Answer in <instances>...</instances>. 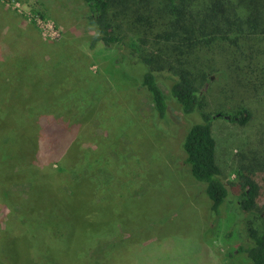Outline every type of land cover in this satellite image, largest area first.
<instances>
[{
    "label": "rangeland",
    "instance_id": "rangeland-1",
    "mask_svg": "<svg viewBox=\"0 0 264 264\" xmlns=\"http://www.w3.org/2000/svg\"><path fill=\"white\" fill-rule=\"evenodd\" d=\"M151 3L155 14H161L160 4H166ZM88 13L83 0H0V22L17 18L48 59L42 75L13 102V109L20 110L18 123L31 127L40 117L52 115L67 125L54 152L37 151L35 161L55 172L46 176L42 187L32 176L25 146L9 154L1 148L0 173L10 171L14 176L7 178L16 180L5 188L0 184V231L16 235L15 243L25 245L23 264H31L30 254L41 253L47 264H92L90 257L94 264H252L243 253L234 257L230 253L247 239L248 226L264 229V208L237 216L239 202L233 190L219 209V219L213 218L203 184L188 165L182 172L178 168L177 161L186 155L180 141L193 121L207 117L184 114L161 82L178 132L170 139L155 131L150 95L139 86L143 66H133L131 73V65L117 63L124 46L84 48L88 37L96 35L85 21ZM134 30H129L126 41L144 37L141 28ZM222 44L203 54L210 65L207 110L235 113L244 101L257 105L253 101L264 94V72L238 63L234 53L219 48ZM0 46L4 58L7 44ZM29 105L33 108L27 109ZM258 129L254 124L234 126L225 116L211 120L225 181L238 176L241 154L250 165ZM4 132L10 130L0 127ZM28 181L33 183L32 192ZM37 194L42 199L34 202ZM43 229L73 232L72 245L61 247V254L38 247L33 230ZM4 251L0 242V264H10ZM56 253L61 262L59 257L53 260Z\"/></svg>",
    "mask_w": 264,
    "mask_h": 264
},
{
    "label": "trees",
    "instance_id": "trees-1",
    "mask_svg": "<svg viewBox=\"0 0 264 264\" xmlns=\"http://www.w3.org/2000/svg\"><path fill=\"white\" fill-rule=\"evenodd\" d=\"M83 1L90 12L85 15V21L96 33L88 37L84 48L94 51L99 46H124L126 54L123 53L116 60L117 63L131 65V73L135 72L133 66H143L138 72L139 86L150 95L155 113V131L164 133L170 139L176 137L178 132L177 121L169 115V103L161 82L167 85L172 98L180 103L184 114L192 116L199 113L207 117V120L193 121L180 141L186 155L177 164L181 172L188 165L192 176L203 184L204 192L211 200L212 217L219 219V209L233 190L239 202L235 203L234 209L237 216L264 208V94L253 101L257 103L255 106L244 101L235 113H210L205 94L210 81V65L203 61L206 49L209 51L211 47H217L221 41L223 44L218 47L234 53L238 63L254 68L251 71L257 69L264 72V0H164L166 4H160L161 14L153 13L152 0ZM134 27L141 28L144 33V37L138 39L139 43L126 41L127 33L129 30L135 31ZM34 40L27 26L17 18L0 22V42L6 43L8 50L4 58L0 53V127L10 130L9 133H0V150L2 148V153L9 154L15 149L22 151L21 147L25 146L32 176L41 181L42 187L46 176L55 172L42 162L35 161L37 151L41 148L44 153L50 150L54 152L67 125L60 124L59 120L65 121L52 115L40 117L31 127L18 123L16 112L20 110L13 109V102L22 97L27 86L42 75L43 65L48 61L46 51L39 53ZM26 41L31 42L27 45ZM30 108L33 107L29 105L27 109ZM28 112L31 113L30 110ZM220 116L227 117L234 126L254 124L257 129L260 127L258 136L252 141V145L256 146L255 156L247 166V157L241 154L243 163L238 176L231 181H225L216 155L217 140L211 130V120ZM8 143L14 144L10 146ZM15 170L19 172V169ZM0 175L2 188L9 181L16 180V177L7 178L14 176L10 171H1ZM28 185L32 192L33 183L28 181ZM41 194L33 198L34 202L42 199ZM49 206L44 208L49 209ZM7 228L11 229V226ZM33 232L37 237L36 245L42 249L53 248L61 254V247L72 245L73 232L67 233L61 229ZM245 232L248 240L243 238L244 241L237 245L230 256L243 253L252 264H264V229L248 226ZM0 233V242L10 264H23L21 251L25 245L16 244L14 234ZM52 241L57 243L54 247L50 245ZM56 254L53 260L59 257L61 262V257ZM29 259L31 264H47L48 261L42 253L30 254ZM90 259V263L94 264Z\"/></svg>",
    "mask_w": 264,
    "mask_h": 264
}]
</instances>
